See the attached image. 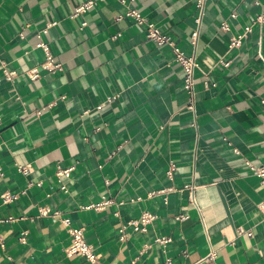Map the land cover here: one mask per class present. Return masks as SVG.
<instances>
[{
  "label": "crops",
  "instance_id": "obj_1",
  "mask_svg": "<svg viewBox=\"0 0 264 264\" xmlns=\"http://www.w3.org/2000/svg\"><path fill=\"white\" fill-rule=\"evenodd\" d=\"M83 1L0 0V264H88L65 253L63 218L102 264H264V180L247 165L264 166V0H207L195 46L196 0L74 15ZM127 9L194 55V111L171 48L118 19ZM40 39L59 70L41 66Z\"/></svg>",
  "mask_w": 264,
  "mask_h": 264
},
{
  "label": "built area",
  "instance_id": "obj_2",
  "mask_svg": "<svg viewBox=\"0 0 264 264\" xmlns=\"http://www.w3.org/2000/svg\"><path fill=\"white\" fill-rule=\"evenodd\" d=\"M206 1L207 0H196L195 2V7L197 9L198 14H197V17L195 18L197 28L192 32L191 37H190V43L193 46H195L197 43V38H198V33H199L198 26L200 24V21H201L203 12H204ZM95 3H96V0H85L74 8L73 14L77 15L81 12H84L92 8L95 5ZM123 15L132 16L134 17L137 23L145 25V28H146L145 38H147V40L154 41L158 45H168L171 48L173 55H174V59L177 62H179V64L183 68V72H184L183 87L186 90L187 97H188L187 107L191 109L192 111H194V69L195 68L200 69L198 63L195 60L194 55L185 54L184 51H182L169 36L162 33L160 29L153 22L146 21L144 18H142L139 15V12L137 9H127L123 14H119L117 18L120 19ZM254 22L260 23V24L264 22V10L255 17ZM51 24H53V22L47 23L46 26L41 30V32H45L47 27ZM221 27L224 29L227 28V23L222 22ZM251 28H252V24L246 25L244 27V31L242 34H239L236 37H233L231 39L230 45H233V46L239 45L241 38L245 36L248 32H250ZM37 46L43 52L42 54L43 61L41 63V66L51 71H55L57 69L59 70L60 64L54 61V57H53L54 54H52L48 42L40 39V41L37 43ZM221 62L225 65L228 64L227 61L226 62L221 61ZM3 73H4L5 78L8 80H11L13 76L15 75V71L13 70L3 69ZM37 73L38 72L36 68H32L26 71V74L29 76V78L37 77L38 75ZM234 151L237 152V149L234 148ZM247 165L249 166L252 173L260 176L264 180V166L256 167L248 161H247ZM70 169H71L70 167L63 169L62 171H59V173L68 175ZM22 170L26 171V168L22 167ZM184 187L188 190V196H189L190 201L195 203V199H194L195 185L191 183H187L184 185ZM15 197H16V194L9 193L8 191H5L1 194V198L3 202L11 201ZM91 205L95 207H99L103 204L101 202L97 204H90L87 206L89 207ZM262 205L264 206L263 203ZM40 213L48 214L50 213V209L43 207L40 209ZM153 218H154V215H152L149 212H144L142 213L140 219L134 220L131 223L133 224L134 229L137 230L141 228L140 224L146 223L152 220ZM62 222L67 227V231L70 235V240H71L69 245L65 248V253L67 255H72L74 253L81 254L85 257V259H87L86 261L88 262V264H102L99 261L98 255L93 251L91 244L85 241L83 229L81 227L73 226V224L71 225L70 220L68 218H63ZM248 234L251 235V232H248ZM24 240H25L24 237H21V241H24ZM158 240L166 241V238L162 237V238H159Z\"/></svg>",
  "mask_w": 264,
  "mask_h": 264
}]
</instances>
